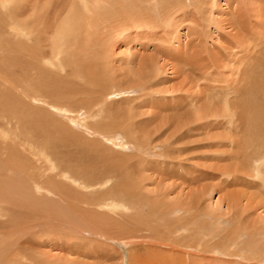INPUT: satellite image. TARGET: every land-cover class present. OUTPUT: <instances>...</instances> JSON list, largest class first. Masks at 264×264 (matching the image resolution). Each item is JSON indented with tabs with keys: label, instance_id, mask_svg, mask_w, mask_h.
Here are the masks:
<instances>
[{
	"label": "rangeland",
	"instance_id": "374dc122",
	"mask_svg": "<svg viewBox=\"0 0 264 264\" xmlns=\"http://www.w3.org/2000/svg\"><path fill=\"white\" fill-rule=\"evenodd\" d=\"M2 1L0 0V3L1 2L3 3V5L2 3L0 4V44H2V46L0 47V172H1L0 173V185H1L0 188H3V187L6 188L5 190L7 192H9L10 189L13 190V187L16 188V186L17 187L24 186V187H28L29 189L33 190L32 186L34 184L36 185L37 183H40L37 181H41L44 183V181L46 180L45 178L48 177L49 175H57L58 174L57 169L53 170L52 172L49 171L56 165V161L57 162L59 161L57 153L61 154L64 152L63 154L65 156L72 155L71 157L76 158L77 156L79 157V153L80 154H85V153L90 154L92 152L93 153L92 158H96L98 157L99 153L101 152L106 153L107 151L110 150L112 151L111 155L115 156L123 151V150L120 151V148L122 146L121 144H123L124 142L123 141L124 138H130V137L131 138L132 137L133 138H171L173 133L176 132L178 128L182 131H180V133H178L177 136L175 135L176 138H182V137L191 138L192 141L197 142V143H203L202 140L205 138H246V137L254 138L253 136H251V131H250L251 127L248 126L244 122V118L246 117L245 109L247 106L245 107L244 104H241L242 101L239 102L240 100H242L241 98H243V94L241 93L243 92L245 93L244 89L238 95H236L235 92H232L230 95H228L227 90L221 89V87H224L225 84L231 85L233 83L232 84L233 86L235 84L234 80L237 79V76L235 75L236 69L240 71L239 73H243L245 72L246 61L254 60V57H255V55H253L254 54L253 52H255L253 48V45H255L254 40L258 38V33L261 32V30L258 27L259 26V24L257 23L258 20L255 19L254 17L256 15L252 11L254 10V7H255L252 4V0L251 1H248V0L240 1L239 0L243 4L241 7H245L243 11L240 13V15L243 14L241 16V19H243L242 22L247 27L246 29L247 34L246 33L243 34L244 32L240 34L241 38L243 39L242 42L244 43L238 42L241 39H236L234 37L231 38L230 36L226 34L231 29V28L229 29L226 19H229L228 21H230L231 16L233 15V13H235L233 10L230 9V8H233L232 5L231 7L228 6L227 2L231 4L234 2V0H225V1L217 0L216 1V3L217 4L219 3L220 6L219 8L215 9L216 11L214 13V17L211 19L213 20V22L211 21L212 25L209 27L210 30L208 27H206L208 24V23L206 24V22L208 21L205 22V17L203 19L201 18V16L199 17L201 18L200 20L202 21L201 25H203V28L205 27V29L202 32V41L205 39L207 42L208 41L209 42L206 43L205 40L202 42L203 46L205 45L204 43H206V47H207V48L203 47V49L206 51V52L204 51L203 53L204 54L203 56H205L202 60L203 62L199 61L196 63L197 64L196 65L195 62L191 59L189 61L191 67H189L190 69H187L185 71L186 73L185 76L183 74V71L177 74L175 70L172 69V64H169L170 62L169 63L166 62V58L157 52L161 50L160 48L162 46H165V44H162L163 42H161V40L166 35L163 33H165L166 31L169 32V30L166 29L165 31L163 29V28H166V25L163 28L161 27L160 29L159 28L156 29V32H155L152 30L149 31V29L143 30L141 27L139 28L138 26L140 23L138 24V22L136 21L125 20V23H123L122 15L116 10V8L114 9L113 7L114 6L113 3H115L114 0H108L110 2V5H108V7L106 8H108V11L109 10L111 11H109L106 15L102 13V10L104 9L106 5V4L104 5L102 4V3H105V2H102V0H96L95 4H93L91 0L89 1L70 0L69 3L68 1L61 3L58 0H40L41 7L38 5L39 1H37L36 2L37 4H35V0L33 1L32 0H18V1L17 0H2ZM156 1L154 0V2ZM177 1L178 0H172L171 2L176 3ZM181 1L182 0H180V2ZM186 2L189 3L191 8L194 7V0H187ZM25 3L27 5H25ZM235 4L236 3H234V5ZM159 5H158V8H159ZM27 6H29V8ZM145 7H148V5H146ZM150 7L153 8V4ZM74 8L76 9L74 10ZM112 8L116 14L112 11ZM117 14H119L120 17H118ZM36 15L37 17L39 15L38 19ZM108 15L111 16L113 19L111 20L108 19L109 18ZM153 15H156V11L155 13L153 11ZM32 18H34L33 20L35 22L32 20ZM66 18L67 20H65ZM120 18H122V21L120 22L123 25L119 21H117V20H120ZM179 18L180 20L185 19V17H179ZM179 18L177 22L180 23L182 21H180ZM69 19L72 20L71 23L73 24V28H74L72 29V35L74 37H72L70 33L69 37L71 36L72 39H70L71 37L70 38L68 37V40H69V43L71 41L72 43L70 44L74 45L76 48H74V46L72 45H69V47H71L74 52H72V50L70 49L71 50L70 53L72 54L70 55L68 54V57H67L68 59L64 63V65L66 66L63 65V67H60L63 69L62 70V69H57L56 66L54 65L55 63H53L55 62L52 56L53 54L52 52L54 50L53 43H54V36L56 37L57 35V30L61 29L63 24L65 22L67 23ZM160 20H161V17L159 18L158 16V21ZM250 20L252 22H250ZM232 21L235 22V19ZM94 22L96 24H94ZM179 23H176L175 25H177L176 27H178L177 28V32L179 31L178 35L182 37L180 38V41L182 42L181 44L182 47L184 46L185 48V45L188 43L190 45V50H191V51L189 50L190 53L196 51V49H193V47H195V45L197 46L200 45L201 39L199 38L200 36L197 37V35L195 34L193 35L192 30L194 29V26L191 24L189 25L188 22H185L187 24L179 26L178 25ZM249 23L250 25L252 24L251 27ZM28 24H30L31 28H34V30H36L35 27L38 30L39 25H40V29L42 30L43 40L44 42L45 41L47 42V43L43 42L44 56L38 62H36V60L34 61L35 65H34L33 71H31L30 69L28 70V68L26 67V61L24 57L25 51L22 50L24 49L23 46H25V44H27L28 41L32 43L31 45L36 46L37 44L36 41L33 40L34 38H30V40L28 41L25 38L26 29H27L26 27ZM114 26H117V27H114ZM191 26L193 28H191L192 30L188 32ZM116 28L118 29L117 31L115 30ZM134 29H137L136 32ZM86 31H87V34H86ZM43 32L45 34H43ZM150 32L153 35H151ZM80 35L82 37H80ZM160 37H161V40H160ZM79 39H81V41ZM236 41L238 42V44L236 43ZM250 41H252V44ZM33 42L36 44H33ZM105 42H107V44H105ZM155 42L159 45L161 44V46L157 45ZM110 44L115 45L114 51H112L113 49L109 51L110 49L109 46H111ZM125 44L126 45L129 44V45L126 46ZM78 45H80V47L82 45V47L80 48ZM191 45H193V47ZM84 46L88 48H85ZM177 46H179L177 42H174V48H177ZM201 48H198V50H200ZM226 48L228 49V51ZM85 50H88V51H85ZM77 51H80L81 53ZM5 52H7L8 54ZM110 52L112 56L109 55ZM248 52H252V53H248ZM76 53H77V56L80 55L81 58L80 56L77 57ZM206 53L209 55L207 56ZM219 54L221 57L219 56ZM82 55L85 56L83 57V59H82ZM156 56L158 58H156ZM212 57L213 58L215 57V58L213 59ZM247 57L249 60H247ZM152 58H155V61L158 62V66L160 65V71L158 74L156 73L157 71L155 68H154L155 70L154 71L153 68L151 69L148 67V64H145L148 59H152ZM240 58L246 59V61ZM100 60H105L107 62V64L105 63V65L103 66L104 67L103 75H105V77L107 78L113 77V80H111V82L106 81L105 83H101L102 82L101 78L97 81L95 80L96 78L93 77L92 71H95L96 68L93 69L92 64L100 62ZM213 60H215V62H213ZM216 60H218L219 62L221 61L222 63L221 65H223L224 67L222 68L224 72H222L221 68L219 70L217 69V71L216 69L215 70L213 69V67L217 68L216 64L219 63ZM252 61H251V65L252 63L258 64L257 61L256 63ZM79 63L81 66H78ZM166 63L169 66L166 65ZM75 65H77V67ZM238 65H240V67ZM88 66L90 67V69ZM241 66L243 67V69L241 68ZM144 67H146V69L148 70H146ZM162 67L164 69L161 71ZM37 68H40L39 73L37 71ZM97 68L100 69V67H97ZM112 69H114L116 73L113 72ZM107 70L109 71V73L107 72ZM105 72L107 73L105 74ZM40 73H43L41 78H40L41 76ZM118 73H121L119 74L120 76L118 75ZM207 73H210L211 75L210 74L208 75ZM255 73L256 72L254 71L253 74H250L251 78H253ZM112 74L115 77L111 76ZM139 75L140 76L142 75V76L139 77ZM152 75L154 77L148 78V76L150 77ZM186 76L190 77L191 79H194L192 80L193 81L192 84L190 83L188 79H185ZM38 77L42 81L44 80V84H45L43 87L44 93L40 97L37 96L38 93L36 91L29 93L26 90L27 83L31 79L33 80ZM97 77L99 78V75H97ZM207 77L210 81L207 79ZM232 77H234L235 79H232ZM152 78H155V79L152 80ZM143 79H145V81ZM156 79L158 81H155ZM183 79H185L186 81H184ZM151 80L155 81L157 84L156 86H153V88H149ZM35 81L36 79L34 80V82ZM49 82L51 86H49L50 85ZM130 82L132 83L131 85H134L133 83L136 84L135 85L136 90L134 91L127 90L128 88L127 86L130 84ZM209 82H212V85ZM218 82L219 84H217ZM107 87H110V91L112 93L109 92L110 94H107L108 92L106 89ZM119 87H123V90H120ZM139 87L142 88V90ZM224 88L227 89L226 86ZM238 88L241 89L242 87H238ZM67 90H69V92ZM106 95H109L108 97L110 98V100L108 99ZM36 96L38 99L36 98ZM215 98H216V101H215ZM225 98H229L228 101L230 102V104L234 102L231 104L232 107L228 111L230 113V115L228 113V116L225 115L226 114L225 111H227L228 109L226 108L224 111L226 104H222L221 102ZM256 100L259 102H256ZM256 100L254 101V103H257L259 105L251 106V110H255L258 108L259 109L264 108V96L263 98H261V100L259 98ZM50 101L52 104H49ZM54 101L56 103H54ZM93 101H96L94 102V105L96 107L94 105L92 107L91 103ZM217 101L220 102L219 103L220 105L219 104L212 105L213 102H217ZM261 101H262V104H261ZM86 102L90 104L89 105L90 108H88V105ZM112 104L114 105L115 108H113ZM54 106L59 107V108L57 109ZM60 108H64V109L60 110ZM102 109H104V111ZM217 110L219 112L216 114L215 112ZM236 110L238 112H236ZM181 112L182 113L185 112L184 118L176 119L178 115H184ZM202 115H203V118L201 117ZM198 116L200 120H198L197 123H192V121L195 120V118H198ZM223 116H227V117L224 119ZM124 117L128 118V120L125 118L127 122L125 121V119H123ZM189 123L190 125L183 127L184 129L181 128L185 124L187 125ZM179 124H182V126ZM98 127L100 130L97 129L95 131V128H98ZM189 127L192 128V130ZM188 129L191 131H189ZM104 130L108 132V133L106 132V135H105V132H103ZM96 132H98V134L100 135L96 134ZM183 133H186L185 135L187 137H185ZM61 138H65V139L67 138L65 140V144H64L65 146L63 150L59 149L61 148V146L59 145L58 140ZM107 138L116 139V141L120 144L119 145L120 147L118 148L115 146L116 148L114 149L112 145L110 146V144L107 143L106 141ZM101 139L102 140L104 139L105 141L104 140L102 141ZM49 140L50 141L52 140L51 144ZM48 141H49V144H46L48 143ZM104 143H106L107 146ZM57 148L59 149V152H55ZM109 148H113L114 151ZM207 150L205 151L203 150V154L209 153L207 152ZM126 153L129 157H133L134 154H136L134 146L130 145L129 150L126 151ZM201 154L202 152L200 153V151L197 150V152H195L194 155H201ZM106 155H109V153H107ZM54 156L57 158H55ZM151 159H152V162H151L152 164H155L158 162V161H154V157L149 158L150 161ZM87 163H89V160L88 159L84 160L83 166H85L86 169L88 170L89 168H88ZM91 165L92 167L94 166L96 167L95 169L96 171L98 168H99L98 171H100V167L103 166L102 162L97 165L91 162ZM14 167H16L17 169ZM24 170L26 174L24 173L25 175L23 176ZM15 172H18V174ZM148 174H151V173H148ZM43 175H45V177ZM261 179L249 178V180L253 182L252 184L254 185L250 183L247 186L240 185V184L238 185L228 184V186H226L227 184L223 183V186L220 185L221 189L217 188L213 190L211 194H209L208 197H206L205 204L203 205L204 214L206 215L205 219L212 224V228H214V230L218 229L221 232L220 234L221 238L219 242H224L225 236L223 235H225L228 232L229 233L233 232V233H236L237 235H240V241L242 242V244L235 249V253L229 252L231 256V258L227 257V258H230L229 260L219 257L217 259L218 263L217 261L212 263V261L215 260V258H213L212 255H208L207 253L205 254L200 253L197 259L202 260L201 264H227V263L264 264V194L256 186L257 183L261 185ZM70 180H71L70 178H67V179H64L63 180L64 182H61V183L63 185L68 186V184H70ZM249 180H247V182H250ZM148 183L149 181L147 182V188L154 189L156 187V184L154 182L152 181L150 182L152 185ZM166 183L172 184V183H175V181L174 180L171 182L167 181ZM2 190L5 191L4 189ZM12 190H10V192ZM184 190H185V193L189 191V189L186 186ZM38 191L35 196L42 197L43 199H45L44 200L45 207H43V209L47 208V210L50 211V215L47 213H44L43 211V213L40 214V216H38L39 224L38 223L37 224H38V228L39 227L40 228L39 230H37L36 228V230L42 233L43 241H47L48 239L51 240L52 243L46 246L45 252L47 254L46 255L47 258L51 260L52 262L57 259H60L61 262L64 264L63 259H65V261L68 259L66 257L68 256V252L75 250L73 254L69 255V259L73 261L78 260L79 263L73 262L72 264H80V261L83 264H96V263L99 264L98 262L100 259L98 257H101V254L102 255L104 254L103 256H105L106 254H111L110 256L112 255L116 256V255H119V253H121L122 251H125V249L127 248L126 241L124 242V240H121V239H115V240L110 239V235H112L113 233L116 235H119L118 234L119 231L117 230L114 231L116 227L115 228L112 227L111 223L109 222V217H108L109 215H107L105 211L94 214V217L91 215L81 216L82 219L83 218L86 219V220L83 219L82 222L81 220L75 221L74 219L67 218L66 216L64 217L61 216L59 217V219L58 218L55 219L51 215L54 210L53 211L51 210L56 208L54 206L56 199H54L51 195H49L50 196L49 197L48 195L47 196L43 195L41 194L42 192L40 191L38 192ZM178 191H180V189L176 190V192H174L171 195V200H175L177 197H179V195L177 194ZM79 192L80 191L78 192L76 191V193L78 194V195L76 194V196H78L79 199L87 200L90 198L89 196H88L89 198L84 196L85 192H80V193ZM242 192H246L248 197L242 198ZM14 194L18 195L19 193L16 191L14 192ZM252 196H254V200ZM237 198L241 199L242 202L238 203ZM0 200L4 206L6 205V208L7 207L10 208V209L8 208L7 209L10 210L8 211L9 212L8 215L10 216L11 219L14 216L23 215V211H20L21 200H19L18 198H16V200L15 199L13 200V198L10 195V196H3L1 199V196H0ZM2 201H7L8 203H11V204L10 205L6 203L4 204V202ZM47 204L51 205L52 209L48 208L46 206ZM240 218L243 219V222L245 224L237 223V220H239ZM87 219H90V220H87ZM3 220L6 222L7 219L2 218V220L0 221V244L6 241V236L2 235V232L5 231L6 228H8V224L7 226L5 225L3 226ZM83 221L85 223H83ZM118 221H119V218H118ZM118 221H115V222L118 223ZM119 222H121V220ZM81 223L84 225H88L89 228L88 226H86L85 228L89 230L82 229L80 226ZM68 224L70 226H68ZM54 225L56 227H54ZM72 228H74V230ZM80 231H82V233ZM84 231L87 233H84ZM64 237L66 240L68 239L67 242L63 240ZM70 238H73V239H70ZM69 242H71L70 244L71 245L73 244L75 248L74 246L70 247V244H68ZM81 243L84 245H82ZM66 246H68V248ZM87 249H90L89 252L86 251ZM62 250H65V251H62ZM82 253H85V254L81 255ZM60 260H57L56 262L58 261L60 262ZM118 261H119L118 259L110 260V261L106 260L105 264H114V263H118Z\"/></svg>",
	"mask_w": 264,
	"mask_h": 264
},
{
	"label": "bare ground",
	"instance_id": "6f19581e",
	"mask_svg": "<svg viewBox=\"0 0 264 264\" xmlns=\"http://www.w3.org/2000/svg\"><path fill=\"white\" fill-rule=\"evenodd\" d=\"M37 1H39L38 5L41 7L40 0H35V4H37L36 3ZM58 1H60L61 3L65 2V1H68V3L70 2V0H58ZM87 1H89V0H87ZM91 1L93 2V4H95L96 0H91ZM114 1H115V3H113L114 9L116 8V10L122 15V18H123V21H122V18H120V20H117L119 22L122 21L123 23H125V20L136 21V22H138V24L140 23L138 26L139 28L141 27L143 30L149 29V31L152 30L155 32H156V29H158V28L160 29L161 27L163 28L166 25V28H163V29L165 31L167 29V30H169V32L166 31L165 33H163L166 35H165V37L162 38V40L160 37L161 42H163L162 44H165V46H162L160 48L161 50L158 49L160 51H157V52L166 58V62H168V63L170 62L169 64H172V69L175 70V72L177 74H179V73H181V71H183V74L185 76V74H186L185 71L187 69H190L189 67H191L190 62H189L191 59L195 62V64L199 61L203 62L202 60L205 57V56H203L204 55L203 53L205 51L203 49V47H206V43H208L209 41L207 42L204 39L206 41V43H204L205 45L203 46L202 42L204 40L202 41V32L205 29V27L203 28V25H201L202 21L200 19L201 18L203 19L205 17V22L208 21V22H206V24L208 23L206 27L209 28L212 25L211 23L213 22V20H211V19L214 17V13L216 11L215 9L219 8V6H220L219 3L218 4L216 3L217 0H194V7L193 8H191L189 3L186 2L187 0H182L181 2H180V0H178L176 3H172L171 2L172 0H160V1L155 0L157 3L154 2V0H114ZM208 1H210V2H208ZM240 1H243V0H240ZM240 1L234 0V2L231 4L227 2L228 6L231 7V5H232L233 8H230V9L233 10L235 13H233V15L231 16L230 21H228L229 19H226V22L228 24L229 29L231 28L230 31L227 32L226 34L228 36H230L231 38L234 37L236 39H241L238 42L243 41L240 34L242 32H244L243 34H245L246 29H247L245 24H243V22H242L243 19H241V16L243 14L240 15V13L243 11V9L245 7H241L243 4ZM248 1H251V0H248ZM102 2H105V3H102L103 5L106 4L104 9L102 10V13L106 15L109 11H111V10L108 11V8H106V7H108V5H110V2L108 0H102ZM229 2H231V1H229ZM234 3H236V4L234 5ZM100 4H101V2H100ZM152 4H153L154 10L152 7H150V6H152ZM252 4H253V6H255L254 10H252L254 12V14L256 15L254 17H255V19L258 20V22H257L259 24L258 27L261 30V32H259L260 34L257 32L258 38H256L254 40L255 45H253V48L255 51V52H253L254 53L253 55H255V57L253 56L254 57L253 61L255 63L257 61L258 64L252 63V65H253L252 66L251 65L252 60L250 61L248 59V57H247V60H249V61H246V59L240 58V59L246 61L245 72L242 71L243 73H239L240 71H238V69H236L235 75L237 76V79L232 77V79H235L234 80L235 84L233 86H232L233 83L231 85L225 84L224 87L226 86L227 89H225L224 87H221V89L227 90L228 95H230L232 92H235V94L238 95L244 89L245 93L244 92L241 93V94H243V98H241L242 100H240L239 102L242 101L241 104H244L245 107L247 106L245 109L246 117L244 118V122L248 126L251 127V129H250L251 136H253L254 138H248V137H246V138H205L202 140L203 143H197V142L192 141L191 138H183V137L182 138H176L178 133H180V131H182L178 128V130L173 133L171 138H133V137L132 138L131 137L130 138H124L123 139L124 142H123V144H121L122 146L120 148V151L121 150H123V151L121 153H119L120 152L119 151L118 152L119 154L115 155V156L111 155L112 151H110V150L107 151L106 153H103V152L99 153L98 157H96V158H92L93 157L92 152L90 154L89 153H85V154L79 153V157L77 156L76 158L71 157L72 155L71 156L70 155L65 156L63 154L64 152L61 153L63 155H61L60 153H57L59 161L58 162L56 161V165L53 167L55 169L50 167L52 169L49 171L52 172L53 170L57 169L58 174L57 175H49L48 177L45 178L46 180L44 181V183L41 181H37L40 183H37L36 185L34 184L32 186L33 190L29 189L28 187H24V186L23 187H21V186L17 187L16 186V188L13 187V190L10 189V190H12L11 192H10V190H9V192H7L5 190L6 188H4V187L0 188L1 189V191H0L1 199L3 196H10V195L13 198V200L14 199L16 200V198H18L19 200H21L20 211H23V215L19 216L17 214L18 216H14L11 219L10 216L8 215V213H9L8 211H10L8 209H10V208L7 207L8 208L7 209L6 205L4 206L0 200V221L2 220V218L3 219L6 218L7 219L6 222L3 220V226L4 225L7 226V224H8V228H6L5 231L2 232V235L6 236V241H4L2 244H0V264H63L60 259H57V260H60V262L58 261L59 262L58 263V262H56L57 260L52 262L51 260H49L47 258V256H46L47 254L45 252V249H46V246H48V244H50L52 242L50 239H48L47 241H43L42 233L37 231L40 228V227L38 228V224H39L38 223V216H40V214H42L43 211H44V213H47L50 215V211H48L47 208L43 209V207H45L44 206V200L45 199H43L42 197H36L35 196L37 194L38 190L40 192H42L41 194L46 195V196L51 195L54 199H56V202L54 203V206L56 207L55 209H52V206L49 204L46 205L48 208L52 209L51 211L54 210L53 211L54 213L52 212L51 215L55 219H57V218L59 219V217H61V216L62 217L66 216L67 218L74 219L75 221L81 220V222H82V220L85 218L82 219L81 216H87V215L90 216L91 215L94 217V214H96L98 212H102V211H105L106 214L109 215L108 216L109 222L111 223L113 228L116 227L114 229V231H116V230L119 231V233H118L119 235L111 233L112 235H110V239L111 240L121 239V240H124V242L126 241L127 248L125 249V251H122L121 253H119V255H116V256H114V255L110 256L111 254H106L105 256H103L104 254L103 255L101 254V257H98L100 259L98 262L99 264H105L106 260L110 261V260H116V259H118L119 261H118V263H114V264H201L202 260L197 259V257L200 255V253L201 254L207 253L208 255H212V257L215 258V260H213L212 263L217 261V259L219 257H222V258L228 259V260L231 258L229 252L235 253V249L242 244V242L240 241V235H237L236 233H233V232L232 233L228 232L225 235H223V236H225L224 242H219V240L221 238V236H220L221 232L218 229L214 230V228H212V224L205 219L206 215L204 214L203 205L205 204L206 197H208V195L211 194V192L213 190H215L217 188L221 189L220 185L223 186V183L227 184L226 186H228V184H230V185L240 184V185L247 186L248 184L253 183L249 180V178H259V179L262 178L261 179V185H259L257 183L256 186L264 194V108H262V109L258 108L255 110H251V106L259 105L257 103H254V101L258 98L261 100V98H263V96H264V0H252ZM2 5H3V3H2ZM25 5H27V4L25 3ZM146 5H148V7H145ZM158 5H159V8H158ZM21 6H22V4H21ZM20 7H19V9H20ZM27 7L29 8V6H27ZM84 8H86V7H84ZM75 9L76 8H74V10ZM77 9H78V7H77ZM96 9H98V8H96ZM28 10H30V9H28ZM112 11L115 13L113 8H112ZM153 11H154V13L156 11V15H153ZM29 14H31V13H29ZM117 15H118V17H120L119 14H117ZM93 16H95V15H93ZM158 16H159V18L161 17L160 21H158ZM200 16H201V18H199ZM36 17H37V15H36ZM38 17H39V15H38ZM38 17H37V19H38ZM108 17H109L108 19H110V20L113 19L109 15H108ZM179 17H185V19L180 20ZM226 17H228V16H226ZM178 18L182 22H180V23L177 22ZM33 19L34 18H32V20ZM234 19H235V22L232 21ZM65 20H67V18ZM71 21L72 20L69 19L67 21V23L65 22L63 24L61 29H59V30L56 29L57 35H56V37L54 36V43H53L54 44V50L52 52L53 53L52 56H53L54 61H55L53 63H55L54 65L56 66L57 69H62L60 67H63L64 63L68 59L67 58L68 54L69 55L72 54V53H70V51L72 50V52H74L73 49L71 47H69V45H72V44H70L72 42L70 41V43H69V40H68L70 33L72 35V29H74ZM215 21H216V19H215ZM95 22H97V21H95ZM95 22H94V24H96ZM119 22H118V24H119ZM185 22H188L189 25L191 24L194 26L193 30L191 29V28H193L192 26L190 28L188 27L189 28L188 32H190L192 30L193 35L195 34V35H197V37L200 36L199 38L201 39L200 45H198V46L195 45V47H193V45H191L193 47V49H196V51L191 52V53H190V51H191L190 45L188 43L185 45V48H184V46L182 47V45H181L182 42L180 41V38H182V37H180L178 35V32H179V31L177 32L178 27H176L177 25H175L176 23H179L178 25L182 26L184 24H187ZM250 22H252V21L250 20ZM217 23H218V21H217ZM26 24H27V22H26ZM36 24H37V22H36ZM136 24H135V26H136ZM104 25H103V27H104ZM249 25H250V23H249ZM251 25H250V27H251ZM114 27H117V26H114ZM26 28L27 29H26L25 38L27 39V41L30 40V38H34L33 40L36 41V43H37L36 44L33 42V44H36V46H34V45H31L32 43H30L28 41L29 43L27 42V44H25V46H23L24 49H22L25 51L24 57H25V61H26V67L28 68V70L30 69L31 71H33L34 65H35L34 61L36 60V62H38L44 56V54H43V47H44L43 42H44V40L42 37V30L40 29V25H39L38 30L36 27H35L36 30H34V28H31L30 24H28ZM115 30L117 31L118 29L116 28ZM134 30L136 32L137 29H134ZM209 30H210V28H209ZM192 33H191V35H192ZM43 34H45V33L43 32ZM86 34H87V31H86ZM151 35H153V34L151 33ZM87 36H89V35H87ZM51 37H52V35H51ZM72 37H74V36L72 35ZM72 37L70 39H72ZM80 37H82V36L80 35ZM150 37H152V36H150ZM206 37H207V35H206ZM92 38H91V40H92ZM89 39H87V40H89ZM79 40L81 41V39H79ZM143 42H141V43H143ZM174 42H177V44L179 45V46H177V48H174ZM238 42L236 41L237 44H238ZM250 42L252 44V41H250ZM103 43H104V41H103ZM115 43H116V41H115ZM242 43H244V42H242ZM105 44H107V42H105ZM214 44H215V42H214ZM127 45H129V44H127ZM157 45H159V44H157ZM231 45H232V43H231ZM1 46H2V44H0V47ZM72 46H74V45H72ZM78 46L80 47V45H78ZM87 46H88V44H87ZM159 46H161V44ZM239 46H240V44H239ZM81 47H82V45H81ZM92 47H94V46H92ZM109 47H110V49L108 48L109 51L112 49H113L112 51H114L115 45H111ZM74 48H76V47L74 46ZM85 48H88V47H85ZM198 48H201V49L198 50ZM206 50H208V49H206ZM85 51H88V50H85ZM227 51H228V49H227ZM77 52H80V51H77ZM106 52H105V54H106ZM5 53H7V52H5ZM248 53H252V52H248ZM86 54H88V53H86ZM109 55L112 56L111 52ZM208 55L209 54H207V56ZM76 56H77V53H76ZM78 56H80V55H78ZM88 56H90V55H88ZM219 56H220V54H219ZM222 56H223V54H222ZM3 57H4V55H3ZM83 57H85V56L82 55V59H83ZM93 57H91V58H93ZM80 58H81V56H80ZM156 58H158V57L156 56ZM98 59H99V57H98ZM140 60H142V59H140ZM218 60H216V61H218ZM213 62H215V60H213ZM105 63L107 64V62L105 60H100V62L92 64L93 69L96 68L95 71H92L93 77L96 78L95 80H97V81L101 78L102 79L101 83H105L106 81L111 82V80H113V77L107 78V77H105V75H103V73H104V71H103L104 67L103 66L105 65ZM145 64H148V67L151 69L153 68V70L155 68L157 71L156 73L157 74L159 73L160 65L158 66V62L155 61V58L148 59ZM212 64H214V63H212ZM221 64L222 63L220 61L219 63L216 64L217 68L213 67V69L214 70L216 69V71H217V69L219 70L220 68L221 69L224 68L223 65H221ZM166 65H168V64L166 63ZM64 66H66V65H64ZM73 66H74V64H73ZM75 66L77 67V65H75ZM78 66H81L80 63ZM238 66L240 67V65H238ZM242 66H241V68L243 69ZM97 67H100L101 70L98 69ZM41 68H42V66H41ZM144 68L146 69V67H144ZM5 69H6V67H5ZM77 69H79V68H77ZM89 69H90V67H89ZM105 69H106V67H105ZM163 69L164 68L162 67L161 71ZM39 70H40V68H37L38 73H39ZM112 70H113V72H115L114 69H112ZM146 70H148V69H146ZM254 71L256 73L253 76V78H251L250 74H253ZM107 72L109 73L108 70H107ZM107 72H105V74ZM124 72H126V71H124ZM137 72H139V71H137ZM222 72H224L223 69H222ZM135 73H136V71H135ZM42 74L43 73H40V75H41L40 78L42 77ZM119 74H121V73H118V75ZM207 74L209 75L210 73H207ZM97 75H99V78L97 77ZM125 75H126V73H125ZM132 75H134V74H132ZM195 75H196V73H195ZM78 76H79V74H78ZM111 76H114V75L112 74ZM141 76L139 75V77H141ZM188 76H186L185 79H188L190 81V83L192 84L193 83L192 80H194V79H191ZM44 77H45V75H44ZM130 77H132V76H130ZM133 77H135V76H133ZM151 77H154V76L153 75L150 77L148 76V78H151ZM40 78L39 77L35 78L36 79L35 82H34L35 79H33V80L31 79L27 83V87H26L27 88L26 90L29 93L36 91L38 93L37 94L38 97L42 96V94L44 93L43 87L45 85L44 80L42 81ZM143 78H145V77H143ZM134 79H136V78H134ZM145 79H147V78H145ZM145 79H143V80L145 81ZM154 79L155 78H152V80H154ZM157 79L155 81H158ZM185 79H183V80L186 81ZM207 79H208V77H207ZM152 80H151L150 85H149L150 87L148 86L149 88H153V86L157 85L156 82L152 81ZM209 83H211V85H212V82H209ZM49 84H50V82H49ZM131 84L132 83L130 82V84L127 86L128 87L127 90H132V91L136 90V86H135L136 84L135 83H133L134 85H131ZM217 84H219V82ZM49 86H51V84ZM197 87H199V86H197ZM197 87H195V88H197ZM238 87H242V88L240 89ZM23 88H24V86H23ZM53 88H54V86H53ZM119 88H120V90H123V87H119ZM106 89L108 91L107 94L112 93L110 91V87H107ZM140 89L142 90V88H140ZM67 91L69 92V90H67ZM71 93H72V91H71ZM59 95H61V94H59ZM37 96H36V98H37ZM53 96H55V95H53ZM106 96L108 97L109 95H106ZM49 97H51V96H49ZM62 99H64V98H62ZM101 99H102V97H101ZM108 99L110 100L109 97H108ZM108 99H107V101H108ZM228 99L229 98H225L224 100L221 101L222 104H226L224 111L226 108L228 109L227 111H225L226 112L225 115H227V116L229 113L228 111L232 107L231 104L234 103V102H232L230 104ZM45 101H47V100H45ZM45 101H43V102H45ZM91 101H89V102H91ZM215 101H216V98H215ZM94 102H96V101H93L92 102L93 104L91 103L92 107L94 105ZM256 102H259V101L256 100ZM54 103H56V102L54 101ZM213 103H212V105H216V104L218 105L220 102L217 101V102H213ZM49 104H52L51 101ZM261 104H262V101H261ZM87 105H88V108H90L89 107L90 104L87 103ZM54 107L57 109L59 108L56 106H54ZM113 108H115L114 105H113ZM132 108H133V106H132ZM62 109H64V108H60V110H62ZM197 109H196V111H197ZM102 110L104 111V109H102ZM211 111H212V109H211ZM218 112L219 111L217 110L215 113L217 114ZM236 112H238V111L236 110ZM182 114H184V115H178L176 117V119L184 118L185 112ZM212 115H214V114H212ZM229 115H230V113H229ZM129 116H131V115H129ZM205 116H207V115H205ZM227 116H223V118L225 119ZM126 117H124L123 119H125ZM201 117L203 118V115ZM104 118H105V116H104ZM134 118H136V117H134ZM126 119L128 120V118H126ZM126 119H125V121H126ZM242 119H243V117H242ZM198 120H200L199 116H198V118H195V120H193L192 123H197ZM114 122H116V121H114ZM179 125L182 126V124H179ZM188 125H190V123L187 125L185 124L181 128L186 127ZM250 127H248V128H250ZM124 128H126V127H124ZM97 129L100 130L98 127V128H95V131ZM190 129L192 130V128H190ZM112 130H114V129H112ZM191 130H189V131H191ZM103 132H105V135H106L107 131L104 130ZM148 132H149V130H148ZM96 134H98V132H96ZM127 134H129V133H127ZM127 134H126V136H127ZM185 134L186 133H183V135L185 137H187ZM189 134H190V132H189ZM98 135H100V134H98ZM135 136H137V135H135ZM66 139L61 138L58 140L59 145L61 146V148H59L60 146L58 147L59 149H62V150L64 149V146H65L64 144H65ZM49 141L46 144H49ZM51 141H50V144H51ZM78 141H80V140H78ZM106 141L108 144H110V146L112 145V147L114 149L116 147H118V148L120 147L119 146L120 144L114 138H107ZM54 142H52V143H54ZM74 142H76V141H74ZM104 144L106 145V143H104ZM130 145L134 146V148H135L136 154H134L133 157H129L126 153V151L129 150ZM47 146H49V145H47ZM86 146H87V144H86ZM58 148H57V150H55V152H59ZM113 148H109V149L114 151ZM214 148H216V149H214ZM197 150L200 151V153L202 152V154L201 155H194L195 152H197ZM203 150L204 151L207 150V152H209V153L203 154ZM107 153H109V155H106ZM102 156H104L105 158ZM150 157H154V161H158V162L155 164H152L151 163L152 159H151V161L149 160ZM55 158H57V157H55ZM87 159L89 160V163H87L88 168H89L88 170L86 169L85 166H83L84 160H87ZM135 159H137V160H135ZM91 162L95 163L96 165L100 164L102 162L103 166L100 167V171H98L99 168L96 171L95 170L96 167L95 166L92 167ZM53 164H54V162H53ZM14 168H16V167H14ZM18 172H19V170H18ZM18 172H15V173L18 174ZM24 173H25V170L23 172V176L26 174V173L25 174ZM148 173H151V174H148ZM34 176H35V174H34ZM43 176L45 177V175H43ZM36 178H37V176H36ZM67 178L71 179L70 184H68V186L63 185L61 183V182H64L63 180L67 179ZM173 180L175 181V183H172V184L166 183L167 181L171 182ZM247 180H249L250 182H247ZM148 181H149L148 184H151L150 183L151 181L154 182L156 184V187L154 189L153 188L152 189L147 188V182ZM252 185H254V184H252ZM185 186L189 189V191L187 193H185V190H184ZM0 187H1V185H0ZM2 189H4L5 191H3ZM179 189H180V191H178V193H177L179 195V197H177L175 200H171V195L174 192H176V190H179ZM75 190L77 192L78 191L85 192L84 196L85 197L89 196L90 198L88 197L89 199H87V200L79 199V197L76 196L77 193ZM16 191L19 193L18 195L14 194V192H16ZM245 197H248L247 193L242 192V198H245ZM252 197L254 200V196H252ZM2 202H4V204L5 203L9 204V205L11 204V203H8L7 201H2ZM237 202L240 203V202H242V200L238 199ZM54 206H53V208H54ZM45 210H47V211H45ZM118 218H119V221L121 220V222L118 221ZM103 219H105V218H103ZM87 220H90V219H87ZM115 221H118V223ZM83 223H85V222L83 221ZM237 223L238 224H245L243 222V219H241V218L239 220H237ZM116 224H117V226H116ZM68 226H70V225L68 224ZM80 226L82 229H87L85 227L88 225H84L81 223ZM54 227H56V226L54 225ZM36 228H37V230H36ZM88 228H89V226H88ZM72 229L74 230V228H72ZM77 230H75V231H77ZM87 230H89V229H87ZM35 231H37V232H35ZM62 231H63V229H62ZM80 232L82 233V231H80ZM84 233H87V232L84 231ZM88 234H90V233H88ZM59 238H61V237H59ZM73 238H70V239H73ZM63 240H65L66 242L68 241V239L66 240L65 237L63 238ZM70 243L71 242H69L68 244H70ZM82 245H84V244H82ZM71 246H74V245L70 244V247ZM76 246H77V244H76ZM87 246H89V245H87ZM66 247L68 248V246H66ZM74 248H75V246H74ZM87 248H89V247H87ZM89 250L90 249H87L86 251L89 252ZM113 250H114V248H113ZM62 251H65V250H62ZM74 251L68 252V256H66L68 259L66 261H65V259L62 258L64 260L63 261L64 264H72L73 262L79 263L78 260L73 261V260L69 259V255L73 254ZM114 252H116V251H114ZM83 254H85V253H82L81 255H83ZM112 254H113V252H112ZM227 257H230V258H227ZM217 263H218V261H217ZM80 264H83V263H81V261H80ZM227 264H231V263H227Z\"/></svg>",
	"mask_w": 264,
	"mask_h": 264
}]
</instances>
